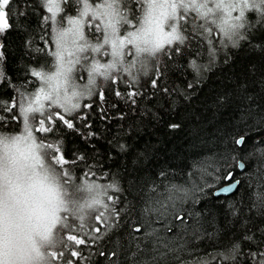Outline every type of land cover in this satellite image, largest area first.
Returning <instances> with one entry per match:
<instances>
[{"label": "snow or ice", "instance_id": "1", "mask_svg": "<svg viewBox=\"0 0 264 264\" xmlns=\"http://www.w3.org/2000/svg\"><path fill=\"white\" fill-rule=\"evenodd\" d=\"M36 3L51 14V33L54 35L45 39V47L50 48L45 55L50 59L46 58L38 68L31 70V76L39 81L38 90L36 87L22 86V89L18 90L17 103L8 108L12 113L9 120L18 123H9L7 129L0 124V132L23 131L33 141L39 140V147L53 149L56 155L51 156V162L60 166L59 170L66 178V183L76 174L64 167L70 161L59 145L47 143L45 137L34 134L33 128L37 120L35 133H52L54 129L46 124H52L54 117L57 128L60 126L58 122L63 121L67 129H73L74 124L71 121L81 109L80 100L92 98L98 80L116 84L119 79L116 74L124 73L129 76L128 86L135 87L140 82L132 72L147 75L149 64L159 74L151 80V87L156 92L163 91L168 95L178 93L188 98L190 93L184 91L181 86L171 87L160 82L161 77L166 76L168 71L164 57L179 64L177 57L182 60L185 56H203L207 51V64L198 63L195 58L189 62V67L197 74L193 81L187 83V88L192 89L194 84L200 82L203 72L210 70V66L214 64L220 44L225 47H240L241 42L246 41L249 46L259 48L260 44H252L253 29L257 24L260 29H264V0H63V8L56 0H36ZM6 6H10V0H0V49H5L0 51V65L6 61L4 38L11 27L9 19L12 18L11 11L6 17ZM25 8H32L31 0H25ZM253 12L256 14L255 20L249 18V13ZM19 15L24 16L26 12H20ZM65 19L68 27L64 26ZM48 20V16L43 17L45 25ZM214 34H219L222 38L219 43L211 39ZM42 36H49L47 27ZM194 37L201 41V46L193 53L191 42ZM205 41L213 47L205 50ZM39 51L44 52V48ZM250 71L254 73L255 67ZM5 76L6 72L0 68V78ZM247 83L244 81L238 84L231 95L224 93L217 97L218 108L235 105L237 125L245 129L243 134L232 137L233 147L228 150L233 153L230 158L236 162L235 168L248 177L246 186L251 189L249 203L241 202L238 205L228 201L231 222L234 226L238 224L239 235L232 237L229 234L225 240L219 229H216L204 214L194 208L183 207L189 200L193 205L198 203L200 197L194 194L204 192L207 187L221 185L212 193L217 197L223 195L227 198L228 194L239 191L242 180L236 176L235 169L222 170L219 165L206 161L194 166L200 171L199 181L194 172H189L190 187L189 182L184 185L165 182L168 173L163 170L159 173L163 178L161 181L149 178L145 186L140 184L141 158L133 153L132 159L123 168L127 189L121 187L120 179L114 174L110 183L99 184L93 180L84 184L89 198L80 205L81 211L85 207L89 212H96L97 208L102 209L94 219L97 223L103 221L101 227L93 228L85 235L93 242L102 240L105 244L115 245L106 258L117 255L118 249L128 248L132 249L128 256L129 264H240L241 258H246L250 264H264V146H261L264 144V136L255 138L252 150L244 153V158L252 163L251 169H247L244 160L238 159L239 150L246 145L252 130L248 121H254L259 127H264V111L257 109L256 98L251 95ZM259 83L264 84V79ZM99 87L102 89L99 99L107 103L103 85ZM115 95L129 110L135 111L137 99L142 93L140 88H136L135 91H116ZM3 104L4 102L0 101V106ZM91 106L84 105L88 108ZM55 109H61L70 119L55 112ZM100 111H104L103 106ZM125 117V113H119V119L123 120ZM80 118L83 119L82 116ZM168 127L170 130L178 129L180 125L171 123ZM88 135L93 133L89 132ZM109 144L117 149L121 158L129 155V145L120 139L109 141ZM93 155H98V151ZM86 158L85 155L74 153L72 162ZM86 167L88 171L84 173L85 176L103 179L109 175L90 166ZM212 167H215V173L208 171ZM207 175H212L214 182L209 183L204 179ZM125 191L137 192L140 196V206L138 217L132 219L128 231L124 236H120L117 233L124 223L121 213L129 209L135 210V205L126 196L123 197V202L121 201ZM109 192L119 195H109ZM118 204L122 206L118 208ZM68 218L67 214L63 216L60 229L69 228ZM79 218L83 221L85 217L79 215ZM109 218L115 220L116 225L104 236H100L101 228L107 225ZM154 223H161L163 227H153ZM56 227L54 222L53 228ZM80 227L84 228V224ZM209 228L213 230L209 231ZM141 233L142 235H136ZM60 237L59 247L63 245L61 233ZM145 237L147 239H144ZM66 239L74 242L76 246L70 252L72 258L82 261L88 259L83 254L84 249L80 248L81 245L91 246L85 239L72 234L67 235ZM200 242H211L212 250L203 252ZM245 243L255 245L254 250H245ZM59 255L63 256L64 253L60 252ZM100 255L106 254L101 251ZM50 256L55 259L56 253L52 252ZM0 264L3 262L0 261ZM66 264H73V261L68 260Z\"/></svg>", "mask_w": 264, "mask_h": 264}, {"label": "trees", "instance_id": "2", "mask_svg": "<svg viewBox=\"0 0 264 264\" xmlns=\"http://www.w3.org/2000/svg\"><path fill=\"white\" fill-rule=\"evenodd\" d=\"M31 4L32 8L26 10L25 0H15V2L10 0V6L5 7L6 17L9 11L12 13V18L9 19L11 27L7 30L4 38L6 61L0 65V68L6 72V76L0 78V101L4 102L0 106V117H3L0 119V124H3L5 129L8 128L9 123H18V121L9 120L12 113L8 111V108L18 101V90L25 85L30 88L36 87L38 90L39 81L31 76V70L38 68L46 58L50 59L45 55L50 50L49 47H45V39H50V36L54 35L51 33V14L36 3V0H31ZM60 4L63 8V0L60 1ZM20 12H26V15L21 16ZM44 16L49 17L47 25L43 21ZM249 18L255 20L256 14L249 13ZM66 23L65 19V27ZM45 27L49 33L48 37L42 36ZM253 34L252 44H260L261 47H251L246 41L241 42L242 46L240 47H231L230 45L225 47L220 44L214 64L210 66V70L203 72L200 82L194 84L192 89L187 88V83L193 81L197 74L189 67V62L195 58L198 63L207 64V51L203 56H185L182 60L177 57L176 59L180 61L179 64L164 57L168 71L166 76L161 77L160 82L171 87L181 86L184 91L190 93L188 98L178 93L168 95L163 91L156 92L151 87V80L157 78L159 74L149 64L147 75L142 72H132V75L136 76L140 82L135 87L128 86L129 76L124 73L116 74L119 76L116 84L98 80V86L94 90L92 98L80 100L81 109L75 114L76 118L71 121L74 124L73 129H67L63 121L58 122L60 126L57 128L54 117L52 124H46L47 127L54 129L52 133H35L38 120L33 132L35 135L45 137L47 143L59 145L62 148L66 158L70 161L64 167L76 174L68 183L73 186L84 185L93 180L99 184H107L112 181L114 174L117 179H120L121 187L127 189L128 184L123 179L125 176L123 168L132 159L133 153L141 158L140 184L145 186L149 178L157 182L161 181L163 178L159 176V173L163 170L168 173L165 182H174L177 185L189 182L190 187L189 172H194L199 181L200 171L194 166L206 161L219 165L222 170L235 169L236 176L242 180L239 191H234L227 198L225 196L217 197L212 193L221 185L207 187L204 192L194 194L200 197L198 203L193 205L189 200L183 207L194 208L204 214L215 228L219 229L220 235L225 240L229 234L236 237L239 235L238 224L234 226L231 222L228 201L238 205L241 202L249 203L248 197L251 189L246 186L248 177L243 176L240 170L235 168L236 162L230 158L233 153L228 150L233 147L232 137L243 134L245 129L237 125L235 105L218 108L217 97L224 93L231 95L238 84L247 81L251 95L256 98L257 109L264 111V84L259 83L261 79H264V29H260L257 24L253 29ZM211 39L219 43L222 38L219 34H214ZM200 46L201 41L194 37L191 42V51L194 53ZM203 46L205 50L213 47L206 41ZM41 48H44V52L39 51ZM4 50L0 49V51ZM253 66L255 67L254 73L250 71ZM99 85H103L107 103H103L99 99V92L102 90ZM136 88H140L142 95L137 99L135 111H131L123 101L116 97L115 93L116 91H135ZM86 104L92 105L91 108L84 107ZM112 104L116 106L111 107ZM101 106L104 108L103 112L100 111ZM141 110H143V114H141ZM55 112L70 119L61 109H55ZM119 113H125V119H119ZM81 116L83 119L80 118ZM171 123L179 124L180 127L170 130L168 125ZM248 124L252 130L249 132L246 145L239 150L238 159L244 160L247 169H251L252 163L244 158V153L252 150L255 138L264 136V127H259L256 122L251 120L248 121ZM89 132L93 135L89 136ZM116 139L129 145L127 157L121 158L117 149L109 144V141ZM90 145L95 147H90ZM49 150L51 156L56 155L53 149ZM95 151H98V155L94 156ZM74 153L85 155L87 158L77 159L73 163ZM109 153H111V157H109ZM223 156L229 158L223 159ZM86 166L95 168L98 172H107L109 175L103 179L85 176L84 173L88 171ZM56 167L59 169L60 166ZM208 171L215 173V167L209 168ZM204 179L209 183L214 182L212 175H207ZM109 195L117 196L119 194L109 192ZM124 196L133 202L135 210L129 209L127 212L121 213L124 223L117 233L120 236H124L128 231V225L132 219L138 217L140 206V196L137 192L125 191L121 196L122 202ZM121 206L122 204L117 205L118 208ZM101 210L97 208L96 212L84 214L83 221L80 220L79 215H69L67 221L69 228L59 229L63 237V245L53 251L56 253V258L51 257L52 264H66L68 260H72L73 264H129L128 256L132 249H118L117 255L108 259L106 256L111 254L115 245L105 244L102 240L93 242L89 236L85 235L93 228L101 227L103 221L97 223L94 219V216ZM82 223L84 228L80 227ZM115 225L116 221L109 218L107 225L101 228L99 235L104 236ZM153 227L162 228L163 225L154 223ZM212 230L209 228V231ZM69 234L83 238L91 245L90 247L80 246L84 249L83 254L88 259L82 261L70 256L71 250L76 246L74 242L67 241L66 237ZM136 235H142V233ZM112 238L114 237H110V239ZM125 239H127L126 236ZM258 239L259 236H257ZM200 247L203 252L212 250L211 242H200ZM243 247L245 250L249 248L254 250L255 245L245 243ZM101 251L106 255H100ZM60 252H63L64 255L60 256ZM240 264H250V262L246 258H241Z\"/></svg>", "mask_w": 264, "mask_h": 264}, {"label": "clouds", "instance_id": "3", "mask_svg": "<svg viewBox=\"0 0 264 264\" xmlns=\"http://www.w3.org/2000/svg\"><path fill=\"white\" fill-rule=\"evenodd\" d=\"M39 144L23 131L0 132L3 264H52L50 253L61 242L63 216L89 213L86 207L80 209L89 198L85 186L66 183L62 171L51 162L50 150Z\"/></svg>", "mask_w": 264, "mask_h": 264}, {"label": "rangeland", "instance_id": "4", "mask_svg": "<svg viewBox=\"0 0 264 264\" xmlns=\"http://www.w3.org/2000/svg\"><path fill=\"white\" fill-rule=\"evenodd\" d=\"M61 0H56L57 3H60ZM66 27H68L67 23H66ZM47 102H45L46 104Z\"/></svg>", "mask_w": 264, "mask_h": 264}, {"label": "water", "instance_id": "5", "mask_svg": "<svg viewBox=\"0 0 264 264\" xmlns=\"http://www.w3.org/2000/svg\"><path fill=\"white\" fill-rule=\"evenodd\" d=\"M216 191H217V189H216V190H214V191H213V193H214V192H216ZM228 195H229V194H228ZM214 196H215V195H214ZM222 196H223V195H222Z\"/></svg>", "mask_w": 264, "mask_h": 264}, {"label": "bare ground", "instance_id": "6", "mask_svg": "<svg viewBox=\"0 0 264 264\" xmlns=\"http://www.w3.org/2000/svg\"><path fill=\"white\" fill-rule=\"evenodd\" d=\"M216 190V189H215Z\"/></svg>", "mask_w": 264, "mask_h": 264}]
</instances>
